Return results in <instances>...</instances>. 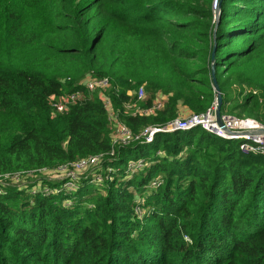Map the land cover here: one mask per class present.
I'll return each mask as SVG.
<instances>
[{
	"label": "trees",
	"instance_id": "16d2710c",
	"mask_svg": "<svg viewBox=\"0 0 264 264\" xmlns=\"http://www.w3.org/2000/svg\"><path fill=\"white\" fill-rule=\"evenodd\" d=\"M213 63L222 112L264 119V0H0V176L115 151L96 172L115 169L103 185L2 187L0 264H264V156L200 128L114 147L98 94L53 116L50 98L85 91L92 75L110 80L132 131L163 127L181 105H213ZM142 86L144 108L167 98L156 115L124 108ZM141 158L151 166L128 177Z\"/></svg>",
	"mask_w": 264,
	"mask_h": 264
},
{
	"label": "built area",
	"instance_id": "2783aa9c",
	"mask_svg": "<svg viewBox=\"0 0 264 264\" xmlns=\"http://www.w3.org/2000/svg\"><path fill=\"white\" fill-rule=\"evenodd\" d=\"M214 10H217L216 2L214 3ZM85 91H77L72 93L62 94L60 96H52L50 103L53 108V116L67 113L71 106L86 100L87 96L98 94L102 104L107 112L109 120V128L114 147H128L134 143H147L150 144L154 141L158 133H173L176 131H190L200 128L218 138L230 141H237L240 143V150L246 155L264 156V119L237 117L229 112H222L221 121L223 126L220 125L216 111L217 102L204 113L190 114L186 117H179L168 125L159 127H148L140 132L132 131L125 123H123L118 113L113 107L112 100L108 95L111 88V83L108 78H99L88 75L82 82ZM256 93V91H254ZM134 100H130L124 106L127 112L133 116L148 117L156 115L165 107L167 98L159 93L149 108L140 106V103L145 102L147 99V92L144 86L140 87L134 94ZM158 155L164 156L163 152H158ZM115 151L109 154L92 155L80 159L78 161L68 163L60 166L56 170L47 171L42 170L37 173H15L0 176V194L3 188L9 185L22 186L24 184L31 185L39 180H49L53 183H59L62 188L59 191L74 192L78 189L79 182L82 178L90 175H95L92 181L96 185H103L105 181L112 180V173L114 168H106L108 175L102 176L96 174L97 171L104 168L103 164L107 157H114ZM151 166V162L146 159L132 160L127 164L126 173L128 177L132 178L133 175L138 174ZM43 176L44 178H41ZM164 183L161 176L153 178L148 186L147 191L150 193L158 189ZM55 191L45 187L42 192L51 194ZM36 194V191L33 192ZM145 204V197H138L136 200L135 214L140 218L146 214L143 205Z\"/></svg>",
	"mask_w": 264,
	"mask_h": 264
},
{
	"label": "water",
	"instance_id": "95a60500",
	"mask_svg": "<svg viewBox=\"0 0 264 264\" xmlns=\"http://www.w3.org/2000/svg\"><path fill=\"white\" fill-rule=\"evenodd\" d=\"M216 19H219V13L216 16ZM217 28V27H216ZM214 35H216V30L214 32ZM215 54H216V50L213 51L212 54V61L215 60ZM212 83H213V90L216 94V102H217V111H216V115L218 118V121L220 123L221 126H223L222 121H221V114H222V106H223V94L221 92L217 77H216V73H215V65L214 63L212 64Z\"/></svg>",
	"mask_w": 264,
	"mask_h": 264
},
{
	"label": "crops",
	"instance_id": "0c3cea01",
	"mask_svg": "<svg viewBox=\"0 0 264 264\" xmlns=\"http://www.w3.org/2000/svg\"><path fill=\"white\" fill-rule=\"evenodd\" d=\"M192 112L186 106L179 107V117L189 116Z\"/></svg>",
	"mask_w": 264,
	"mask_h": 264
},
{
	"label": "rangeland",
	"instance_id": "374dc122",
	"mask_svg": "<svg viewBox=\"0 0 264 264\" xmlns=\"http://www.w3.org/2000/svg\"><path fill=\"white\" fill-rule=\"evenodd\" d=\"M235 116L238 115V111L237 113H233ZM239 117V116H237ZM242 117H247V118H256L254 113H253V109L252 107H249L248 110L246 111V114L245 115H242ZM41 178H44L43 176H41ZM9 186H12V185H9Z\"/></svg>",
	"mask_w": 264,
	"mask_h": 264
}]
</instances>
